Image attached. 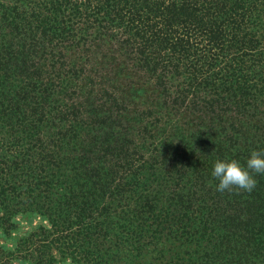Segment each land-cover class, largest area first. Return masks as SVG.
<instances>
[{"label":"trees","instance_id":"trees-1","mask_svg":"<svg viewBox=\"0 0 264 264\" xmlns=\"http://www.w3.org/2000/svg\"><path fill=\"white\" fill-rule=\"evenodd\" d=\"M264 0H0V264H264Z\"/></svg>","mask_w":264,"mask_h":264},{"label":"clouds","instance_id":"clouds-1","mask_svg":"<svg viewBox=\"0 0 264 264\" xmlns=\"http://www.w3.org/2000/svg\"><path fill=\"white\" fill-rule=\"evenodd\" d=\"M253 174H264V152L253 150L246 161V167L234 159L217 160L212 171V176L219 181L216 188L219 192H251L257 183Z\"/></svg>","mask_w":264,"mask_h":264},{"label":"rangeland","instance_id":"rangeland-1","mask_svg":"<svg viewBox=\"0 0 264 264\" xmlns=\"http://www.w3.org/2000/svg\"><path fill=\"white\" fill-rule=\"evenodd\" d=\"M14 222V227L9 231L8 234L3 233L0 230V246L4 249L11 250L15 244L16 239L35 227L38 224H46V220L43 216L36 213H17L12 218ZM10 264H29L28 261L19 258H11ZM55 264H80L76 262H71L68 259L60 260L55 262Z\"/></svg>","mask_w":264,"mask_h":264}]
</instances>
